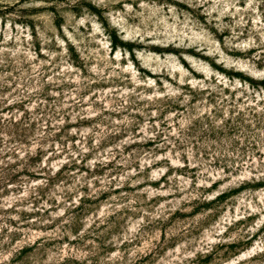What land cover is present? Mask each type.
<instances>
[{
    "label": "rangeland",
    "instance_id": "1",
    "mask_svg": "<svg viewBox=\"0 0 264 264\" xmlns=\"http://www.w3.org/2000/svg\"><path fill=\"white\" fill-rule=\"evenodd\" d=\"M0 264H264V0H0Z\"/></svg>",
    "mask_w": 264,
    "mask_h": 264
}]
</instances>
